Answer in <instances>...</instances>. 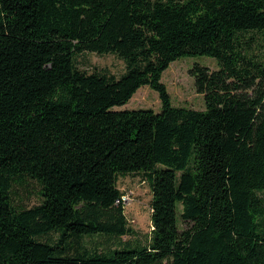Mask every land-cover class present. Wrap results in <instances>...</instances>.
Returning <instances> with one entry per match:
<instances>
[{
	"label": "trees",
	"instance_id": "16d2710c",
	"mask_svg": "<svg viewBox=\"0 0 264 264\" xmlns=\"http://www.w3.org/2000/svg\"><path fill=\"white\" fill-rule=\"evenodd\" d=\"M264 0H0V264H264ZM112 54L115 76L75 64ZM204 110L161 77L183 57ZM142 86L161 110L115 111ZM151 191L134 236L118 177ZM40 202L15 204V185Z\"/></svg>",
	"mask_w": 264,
	"mask_h": 264
},
{
	"label": "rangeland",
	"instance_id": "374dc122",
	"mask_svg": "<svg viewBox=\"0 0 264 264\" xmlns=\"http://www.w3.org/2000/svg\"><path fill=\"white\" fill-rule=\"evenodd\" d=\"M255 41L252 43V53L258 57L264 56V38L260 34H253ZM75 64L78 69L91 72L93 70H106L120 76L125 70L124 64L112 54L95 55L82 53L76 56ZM207 67L210 70L218 68L214 59L205 56L183 57L172 62L163 72L161 82L169 93L171 104L174 107L204 110L202 96L197 94L194 78L189 71L193 66ZM115 111L150 109L155 113L161 110L158 95L147 86H142L133 97L123 106L114 107ZM117 187L120 192L128 193L130 203L124 206V216L127 225L133 229L135 235L124 236L120 240L95 238V243L102 250L115 248L117 243L138 240L145 243L146 237L151 232V191L148 182L140 175L118 177ZM15 204L24 208H31L40 202L39 187L33 181L26 180L20 185H15L13 194Z\"/></svg>",
	"mask_w": 264,
	"mask_h": 264
},
{
	"label": "built area",
	"instance_id": "2783aa9c",
	"mask_svg": "<svg viewBox=\"0 0 264 264\" xmlns=\"http://www.w3.org/2000/svg\"><path fill=\"white\" fill-rule=\"evenodd\" d=\"M120 201L124 206L128 205L130 203L129 194L123 193L120 197Z\"/></svg>",
	"mask_w": 264,
	"mask_h": 264
}]
</instances>
